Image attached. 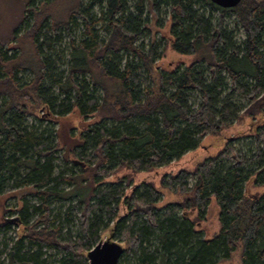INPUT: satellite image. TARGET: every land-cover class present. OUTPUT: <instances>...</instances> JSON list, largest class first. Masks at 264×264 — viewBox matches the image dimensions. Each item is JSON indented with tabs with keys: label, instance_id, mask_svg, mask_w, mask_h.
I'll return each instance as SVG.
<instances>
[{
	"label": "trees",
	"instance_id": "trees-1",
	"mask_svg": "<svg viewBox=\"0 0 264 264\" xmlns=\"http://www.w3.org/2000/svg\"><path fill=\"white\" fill-rule=\"evenodd\" d=\"M8 1L19 11L0 33V208L7 187L15 208L0 229L16 237L0 264H44L43 250L56 264H88L105 232L120 261L218 264L237 253L238 264H264V192L246 190L264 186V0ZM167 50L192 61L163 70ZM69 114L98 119L63 148ZM243 118L251 147L226 137L192 171L162 176L178 199L159 206L153 183L132 185ZM61 149L65 163L78 159L67 172L56 170ZM118 170L127 174L107 180ZM211 196L219 230L203 239Z\"/></svg>",
	"mask_w": 264,
	"mask_h": 264
},
{
	"label": "rangeland",
	"instance_id": "rangeland-1",
	"mask_svg": "<svg viewBox=\"0 0 264 264\" xmlns=\"http://www.w3.org/2000/svg\"><path fill=\"white\" fill-rule=\"evenodd\" d=\"M166 9H163V12ZM18 4L15 2L14 4L10 3L8 0H0V33L1 31H5L4 28L10 27V25L14 22L16 16L18 15ZM214 17H217V13H213ZM226 22L232 27L233 25V16L229 15L227 17ZM147 41V39L145 40ZM56 50H63L65 54L64 44L61 43L60 45H56ZM67 53V52H66ZM66 55V54H65ZM192 61L191 57L189 56H181L171 51H166L165 55L159 60L158 65L163 70H170L176 67L177 65H186ZM26 78H28L27 74H25ZM243 102V101H242ZM98 117L90 116L85 119L79 118L76 114H69L65 118L60 120V125L58 127V143L63 148L72 147L76 142L73 138L78 134L79 130L84 131L88 127H90L95 121H97ZM30 122V119L28 120ZM46 126V125H45ZM40 128H44V124L41 125ZM48 129H52L53 126L47 125ZM247 125L246 119L243 118L241 120H237L233 122V125L225 130L222 133H219L214 136H207L200 142L199 146L191 151L185 152L179 159L173 160L170 164L164 165L161 167L154 168L148 172H141L139 173L133 180L132 185L139 184L141 181L153 183L160 191L159 194V202L158 205L161 206L166 202L173 201L179 198L176 194L169 192L166 189L160 188V179L162 176H165L166 179L169 177L170 174L176 173L178 170L182 168H186L189 171H192L193 168L200 163L203 159L214 155L222 146L224 139L230 138L231 144H233L236 148L240 149H247L248 146L251 147V139L250 137H241L242 135L248 133L247 132ZM52 140L55 142L57 138L52 133ZM63 149L59 150L55 154V164L57 165V172L63 171L67 172L68 168L71 166L72 159L78 160L76 157H71V160L68 163L63 161L64 153ZM80 165L77 164L75 168L72 169L73 172H76ZM127 174L126 170H118L109 177L107 180H116L121 176ZM190 174L187 178V182L190 184L192 182L193 177ZM247 183L246 190L249 194L255 193H263L264 186H259L257 188L249 185ZM6 193L9 196V199L5 202L4 206L2 207L3 210L0 208L1 216L6 219L11 218L13 212L8 210L15 208V199L12 197L14 195V190L11 187L6 188ZM63 204L66 206L67 202L63 201ZM63 213V211H62ZM219 206L217 201L215 200L214 196H211L205 212L201 219L199 220V224L196 226L202 233L203 239L211 238L215 233L219 230ZM195 215V211H191V215ZM75 222V220H74ZM16 227L11 226L9 228H1L0 229V261L4 263L6 261V252L10 248L11 244L15 240L16 237ZM75 229V227L73 228ZM108 232H105L100 240L108 239ZM111 241H118L117 236L110 238ZM53 253L50 250H43L42 258L44 260V264H56L52 261ZM237 253L233 254L232 257L226 261H221L218 264H238L239 262ZM118 264H135L134 259L131 257L123 258L121 261H118Z\"/></svg>",
	"mask_w": 264,
	"mask_h": 264
},
{
	"label": "water",
	"instance_id": "water-1",
	"mask_svg": "<svg viewBox=\"0 0 264 264\" xmlns=\"http://www.w3.org/2000/svg\"><path fill=\"white\" fill-rule=\"evenodd\" d=\"M221 8H232L240 0H210ZM123 247L119 241L100 240L86 254L88 264H118Z\"/></svg>",
	"mask_w": 264,
	"mask_h": 264
}]
</instances>
